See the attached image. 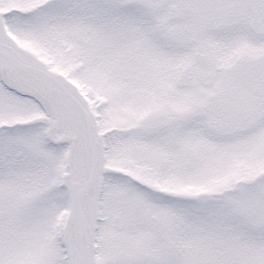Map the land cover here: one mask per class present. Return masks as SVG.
Returning a JSON list of instances; mask_svg holds the SVG:
<instances>
[{
	"label": "snow or ice",
	"instance_id": "snow-or-ice-1",
	"mask_svg": "<svg viewBox=\"0 0 264 264\" xmlns=\"http://www.w3.org/2000/svg\"><path fill=\"white\" fill-rule=\"evenodd\" d=\"M0 264H264V0H0Z\"/></svg>",
	"mask_w": 264,
	"mask_h": 264
}]
</instances>
